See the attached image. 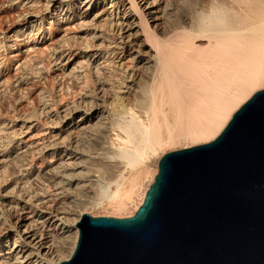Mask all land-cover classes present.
Segmentation results:
<instances>
[{
  "label": "bare ground",
  "instance_id": "bare-ground-1",
  "mask_svg": "<svg viewBox=\"0 0 264 264\" xmlns=\"http://www.w3.org/2000/svg\"><path fill=\"white\" fill-rule=\"evenodd\" d=\"M204 1L0 0V264L68 261L264 90V0Z\"/></svg>",
  "mask_w": 264,
  "mask_h": 264
},
{
  "label": "water",
  "instance_id": "water-1",
  "mask_svg": "<svg viewBox=\"0 0 264 264\" xmlns=\"http://www.w3.org/2000/svg\"><path fill=\"white\" fill-rule=\"evenodd\" d=\"M75 227L59 264H264V90L213 141L165 154L133 217Z\"/></svg>",
  "mask_w": 264,
  "mask_h": 264
},
{
  "label": "rangeland",
  "instance_id": "rangeland-1",
  "mask_svg": "<svg viewBox=\"0 0 264 264\" xmlns=\"http://www.w3.org/2000/svg\"><path fill=\"white\" fill-rule=\"evenodd\" d=\"M207 1L208 0H205L204 2H205V4H207ZM1 14V18H0V24H2L3 25V23L5 24V22H4V15L2 14V13H0ZM3 15V16H2ZM9 16V15H8ZM3 17V18H2ZM3 22V23H2ZM166 150V149H165ZM178 151V150H177ZM171 151H169V149H167L166 150V153H165V151L163 150V151H161V152H159L158 154H157V157L156 158H158V157H160V158H158V159H156L155 158V160H160L161 159V157H163L165 154H167V153H170ZM173 152V151H172ZM162 154V155H161ZM155 160H153L154 162H155ZM158 162L159 161H157V164L155 163V164H152V167L155 165H157L158 166ZM151 167V169H154V168H157V166L156 167ZM128 176V175H127ZM125 177H126V175H125ZM127 178V177H126ZM125 184H127V182L125 183ZM149 184H148V182H146V183H144L143 184V188H144V190H148L149 189V186H148ZM146 188V189H145ZM112 190H113V188H111ZM136 199V198H135ZM101 202H103V201H101ZM100 202V203H101ZM135 202H137V199L135 200ZM100 203H98V204H88V205H86L85 206V212L84 213H86V215H88V216H90V217H93V218H100V217H104V218H114V219H127V218H131V217H133L134 216V214H135V209H134V205H130L129 207H127L128 209H126L125 211H118V210H116V209H114V208H110V207H107L106 206V208H109V209H107L106 210V208H105V205H107V203L105 204L104 202H103V204L101 203V205H100ZM105 204V205H104ZM98 205V206H97ZM102 208H104V209H102ZM102 209V210H101ZM112 209V210H111ZM78 210L80 211V208H78ZM115 211H117V212H115ZM111 212V213H110ZM114 212V213H113ZM124 212V213H123ZM82 214V212H81V214L82 215H85V214ZM120 217V218H119Z\"/></svg>",
  "mask_w": 264,
  "mask_h": 264
}]
</instances>
